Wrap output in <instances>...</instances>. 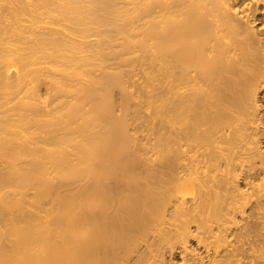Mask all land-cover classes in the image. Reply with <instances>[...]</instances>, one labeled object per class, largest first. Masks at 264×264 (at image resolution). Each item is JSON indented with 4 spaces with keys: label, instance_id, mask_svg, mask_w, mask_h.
<instances>
[{
    "label": "bare ground",
    "instance_id": "obj_1",
    "mask_svg": "<svg viewBox=\"0 0 264 264\" xmlns=\"http://www.w3.org/2000/svg\"><path fill=\"white\" fill-rule=\"evenodd\" d=\"M177 245L264 264V0H0V264Z\"/></svg>",
    "mask_w": 264,
    "mask_h": 264
},
{
    "label": "rangeland",
    "instance_id": "obj_2",
    "mask_svg": "<svg viewBox=\"0 0 264 264\" xmlns=\"http://www.w3.org/2000/svg\"><path fill=\"white\" fill-rule=\"evenodd\" d=\"M131 80L132 81H137L136 83L141 81V77H140L139 71L137 69H133L132 79ZM247 186L245 188H247ZM185 246L189 248L186 251L189 252L190 249H191L192 250V254H194V255L196 253H200L202 251V249L198 251V248H200V246H198V245L196 246L195 239H193L191 237L189 238V242L185 243ZM181 252H182V249L180 248L179 245H177V249H173L171 255L169 253H166L165 254V262H166V264H168L169 262H171L173 264H186V262L182 263V260H180V258L183 257Z\"/></svg>",
    "mask_w": 264,
    "mask_h": 264
}]
</instances>
